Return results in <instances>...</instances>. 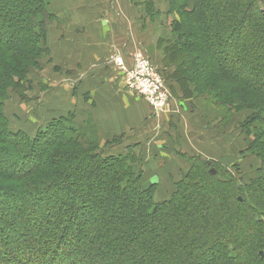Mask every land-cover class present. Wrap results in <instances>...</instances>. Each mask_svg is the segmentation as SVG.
I'll list each match as a JSON object with an SVG mask.
<instances>
[{
  "label": "trees",
  "instance_id": "obj_1",
  "mask_svg": "<svg viewBox=\"0 0 264 264\" xmlns=\"http://www.w3.org/2000/svg\"><path fill=\"white\" fill-rule=\"evenodd\" d=\"M177 1L175 37L161 38V62L172 68L169 77L181 92L176 97L206 94L215 108L256 110L243 130L264 147L263 1L191 0V9L188 0ZM51 2L0 0V31H9L0 40L10 46V56H0V172L17 180L0 203L14 209H0V264H264V149L257 151V176L245 186L223 166L186 156L173 190L158 199L157 184L145 179V164L133 151L136 145L112 147L120 136L98 148L94 126H76L71 115L52 119L31 136L12 126L3 101L43 53L46 28L55 19ZM233 35L235 47L242 45L256 66L253 59L242 61V51L221 49L229 44L220 42H232ZM234 89L238 96H231ZM258 118L261 123L249 125ZM95 212L101 224L91 234L85 217L92 226ZM86 251L88 261L77 258Z\"/></svg>",
  "mask_w": 264,
  "mask_h": 264
},
{
  "label": "crops",
  "instance_id": "obj_2",
  "mask_svg": "<svg viewBox=\"0 0 264 264\" xmlns=\"http://www.w3.org/2000/svg\"><path fill=\"white\" fill-rule=\"evenodd\" d=\"M55 1L60 8L48 43L54 65L63 77L56 80L52 89L38 93L35 90L28 100L18 101L17 107L5 106L6 116L15 127L28 133L61 116H73L79 127L87 121L94 122L102 144L120 136L121 141L112 145L115 150L136 145L135 154L147 156L142 161L145 179L158 187H169L171 179L180 177V168L171 161L178 157L175 154L203 156L206 154L199 151V138L206 143L209 138L215 143L221 139L213 137L212 129L201 117L198 98H179V116L165 115L159 121L152 117L144 99L122 87L108 60L120 54L129 64L131 53L139 47L137 34L128 29L132 21L128 18H134L129 0ZM78 27H83L84 33L76 30ZM67 70L73 74L66 76ZM172 132L177 136L176 143ZM210 155L207 160L215 161L216 156Z\"/></svg>",
  "mask_w": 264,
  "mask_h": 264
},
{
  "label": "rangeland",
  "instance_id": "obj_3",
  "mask_svg": "<svg viewBox=\"0 0 264 264\" xmlns=\"http://www.w3.org/2000/svg\"><path fill=\"white\" fill-rule=\"evenodd\" d=\"M30 0H22V3H24V5L28 4ZM51 6H53V10H54V15H55V19L53 20L56 21L57 20V16H56V12L57 10H59L60 6L58 4L57 1L55 0H51ZM130 1V5L132 8V16L134 18H128L129 21H131V23L128 25V29L130 32H135V34H137L138 37V41H139V47L138 50L141 51V53H143L144 55H146L148 57V59L152 62V64L158 69L162 71V74L164 76L165 82L167 84V86L169 87L173 98L175 99V101L179 104V102L177 101L179 98L176 97V92L180 93V90L178 89L179 85L174 82L173 80H171V78L169 77V75H171L172 73V68L171 67H164L162 62H160L162 60V56H163V49H164V44L163 42H161V38L165 37V38H169L170 36H173V38L175 37V31H172V22L174 20L178 19V7L180 2L179 1H175L172 0L173 3L175 5H173V10H175L176 12H174L170 3V0H129ZM263 1V9H264V0ZM245 4V3H243ZM146 6L149 7V9H146ZM192 3L191 0H188V4H187V9H191ZM18 10H22L21 8H19ZM249 13H252V11H250ZM51 22L47 28V34L45 36L44 39V50L43 53L41 55H39V57L37 59H35V66H29L27 69H25V78L22 83V85L19 87H16V91H10L8 93V96L5 98V100L3 101V110L5 108V106H7V108L10 107H14L16 105H18V101H22V100H26L29 97H32L33 95H35V90L36 93L40 92V90H45L48 91L49 89H52V86L54 83H56V80L58 78L63 77L61 71H59V69L57 67H55L54 65V60L52 58V53H51V48H50V43H48V37L50 39L51 37V32L53 31V27L51 26L52 23ZM232 27V28H231ZM234 26H232V23L229 24V28H231V30L233 29ZM76 30L81 31V34L84 33L85 29L83 27H78L76 28ZM179 31V30H178ZM3 31H0V38L3 39L5 38L6 34L9 33L5 32V34H1ZM49 33V34H48ZM9 35V34H8ZM235 36H232V42L231 40L228 38V41H224V42H220V43H228V46H223L221 45V49L225 51L229 52L230 54L234 53L235 50L237 51H242V55H240V58L242 59V61H250L252 60L254 57L249 54L246 53L245 50H243V46L240 45H236L233 44L234 40H235ZM83 37V36H82ZM81 37V39H82ZM8 38V37H7ZM84 38V37H83ZM172 38V37H171ZM80 39V37H79ZM80 39V41H81ZM224 40V38H223ZM3 41V40H2ZM0 40L1 44H0V56L1 58L6 55V56H10V51H6V48L10 47L6 42H3ZM82 42V41H81ZM197 49H191L193 54H197ZM216 51V50H215ZM195 52V53H194ZM211 53V51L209 52ZM213 54V53H212ZM213 56H215L213 54ZM160 59V60H159ZM65 62H69V60H65ZM74 62V61H73ZM251 64V62H250ZM249 64V65H250ZM255 66L258 64V60L256 61L255 59L252 60V64ZM249 65L245 66L246 68H249ZM66 69V68H64ZM4 69L2 67V65L0 66V75L3 74ZM73 74V71L67 70L66 72V76H70ZM5 80V79H4ZM3 79H1V81H4ZM23 80V79H22ZM52 80L54 82H52ZM225 82V81H224ZM37 83V84H36ZM193 83H191L188 86L185 87H191ZM193 86V85H192ZM12 90V89H11ZM126 90V89H125ZM19 93H21L22 95H20ZM192 93H195L194 91H192ZM237 94L236 90L234 89L231 92V96H235ZM186 96V95H185ZM194 97V96H193ZM195 98H198V103H199V110L201 112V117L206 121V125L210 127V129H212V133L213 137H221L220 142L219 143H215L213 139H210L207 141V143L209 144V146L207 145V143L205 142V140L200 139L199 138V151L202 152L203 155L201 156L199 154V157L204 159L206 157H208V155L213 154L214 157L216 156L214 153H219L218 156H221L220 158H218L217 156L215 157V161L214 165H221L223 166L222 169H224V171H229L231 173V175H233L236 180L240 181V183H242L243 186H245L246 183H249V181L252 180V178H255L257 176V171L259 170L260 166H261V160L257 154V151L259 154H262V149H264L263 146L259 145V142L255 141V135L254 134H250L245 132L244 129V125L247 124V120H249L250 118H253L254 115H258L259 112H257L256 110L252 109V108H247V106H245L244 108H238L237 106H233L231 104H226V105H218L219 108H215L213 106H211L210 103H212V100L209 99V97H207L206 94L203 95H196ZM249 102L251 104H256L255 101H253V98H249ZM217 106V107H218ZM17 107V106H16ZM206 112V115H203ZM208 113V114H207ZM258 113V114H257ZM263 113V112H260ZM180 114V113H179ZM204 123V122H203ZM253 125L254 123H261L260 118L258 119H254L253 121L251 120L249 122V125ZM12 126H14V123H11ZM31 125H35V124H31ZM47 123H42L40 128H44V126H46ZM88 125L94 126V129L96 130L95 134H96V138H97V146L98 148L104 147L105 144H102V142L100 141V134H99V130L97 125L94 122H90ZM175 125V124H174ZM250 125V126H251ZM36 127V126H33ZM82 127V126H80ZM38 130V129H37ZM36 130V131H37ZM255 130L258 131L257 126L255 127ZM35 131V132H36ZM35 132H26L27 135L31 136L30 134H35ZM174 134L173 136V141H175V143L177 142V136L175 134V132H172ZM5 138V136H4ZM7 140L9 142H11L12 139H10V137L7 138ZM3 141V139L1 140ZM12 145V143H11ZM81 146H83L81 148V150L79 152H85V144H80ZM93 148H90V150L88 151H92L95 149V146H92ZM218 152H214L217 151ZM174 153V152H173ZM181 153V152H179ZM180 154H175L178 155V157H175L171 159L172 163L174 164L175 167L180 168L181 169H185L186 168V163L185 162H189L187 161V157H185V154L181 153ZM225 155V156H224ZM211 156V155H210ZM74 157V156H73ZM80 157H83L80 155ZM79 155H75L74 158H80ZM145 155H143V153L141 155H139V159H141L143 161V159H146ZM212 157V156H211ZM225 157V158H223ZM218 158V159H217ZM207 159V158H206ZM226 162H225V161ZM212 161V160H211ZM79 164H81V160L78 161ZM86 164V162L83 163V165ZM264 165L261 166V168ZM214 168V167H213ZM3 172H0V184H2V186H0V203L1 200L6 198L5 195H7L6 191L10 192L12 190L11 186L12 184H10L13 181H17V180H13L14 177H12L11 174H9L8 172H5L4 170H2ZM181 173H183V171H180ZM179 172V173H180ZM144 177H145V171H144ZM177 179H175L173 181V179H171V181L169 182V187H157L154 188V195L156 198L160 199L163 198L165 196H168L171 191L173 190V186H174V182ZM77 191V190H76ZM241 192V191H240ZM51 196H53V193L50 194ZM15 203V202H14ZM3 209L0 208L1 210H5V212L11 213L12 211H14L13 208H9L7 209V206L5 204H1ZM95 215V222L92 226L89 223V220L87 219V217H85V220L87 221V226L85 227L89 232L91 230V234L92 231L95 232L96 228H97V224H101L100 221V217L101 213L99 214L98 212L93 213ZM243 224V222L241 223ZM91 249H93V247H90ZM39 252H42L41 250ZM61 256V255H60ZM81 259V257H87V261L90 258L88 251H86L85 253H80L77 258ZM63 260H68L67 255L64 254V259ZM78 259H75V261H77ZM58 261V260H57ZM56 262V261H55Z\"/></svg>",
  "mask_w": 264,
  "mask_h": 264
},
{
  "label": "built area",
  "instance_id": "obj_4",
  "mask_svg": "<svg viewBox=\"0 0 264 264\" xmlns=\"http://www.w3.org/2000/svg\"><path fill=\"white\" fill-rule=\"evenodd\" d=\"M130 57L129 64L120 54H115L108 60L112 62V68L116 70L122 87L144 99L156 120L162 121L165 115L178 114L179 106L170 94L163 74L140 50L134 49Z\"/></svg>",
  "mask_w": 264,
  "mask_h": 264
}]
</instances>
